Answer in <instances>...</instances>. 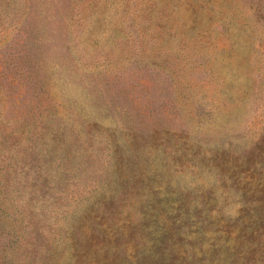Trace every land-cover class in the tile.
Returning <instances> with one entry per match:
<instances>
[{
	"label": "rangeland",
	"instance_id": "rangeland-1",
	"mask_svg": "<svg viewBox=\"0 0 264 264\" xmlns=\"http://www.w3.org/2000/svg\"><path fill=\"white\" fill-rule=\"evenodd\" d=\"M65 1L0 0L51 42L45 89L12 88L3 117L23 158L42 153L29 169L49 177L54 227L100 198L88 261L154 264L159 241L172 264H264V0H67L68 28ZM49 97L57 114L33 125Z\"/></svg>",
	"mask_w": 264,
	"mask_h": 264
},
{
	"label": "trees",
	"instance_id": "trees-1",
	"mask_svg": "<svg viewBox=\"0 0 264 264\" xmlns=\"http://www.w3.org/2000/svg\"><path fill=\"white\" fill-rule=\"evenodd\" d=\"M64 3L66 11L62 15V19L65 27L68 28L72 17L69 11L71 2L66 0ZM0 6L3 4L0 3ZM0 13H2L0 14L1 28L9 27V31L5 35L6 29H2L3 32L0 33V264H59L58 257L62 253L65 262L62 264H106L98 258L93 259L92 262L87 260L89 254H95L96 251V249L92 251L93 236H96L97 233L103 238L105 236L103 234L104 228L100 226L94 228V225L99 222L95 218L96 214L93 213L95 207L93 204L100 198L85 203L83 207L78 209V213L74 217L67 218L62 226L59 224L54 227L59 211L54 206L56 200L48 199L49 202H46L45 196L50 195L43 185L49 182V177L43 176V173L38 172L37 169L31 172L29 169L31 164L40 161L42 153H38L34 149V154L29 155L27 159L23 158L19 154L22 139L15 135L17 133L16 128L19 129V127L11 124L7 118L3 117L7 108L6 104L13 98L12 88L21 87L18 92L19 96H22V87L30 84L34 85L37 91L38 89H45L44 82L39 75L43 59H39L37 49L42 43V45H48L51 42L45 35L29 40L27 35L23 33V19L16 22L19 20L11 16L13 13L6 11V8L3 7H0ZM141 13L145 14L142 17L144 24H146L149 17L146 16L145 11L139 12V14ZM52 15L45 13L39 17L40 29L44 28V23L52 21L54 17ZM5 17L7 23L3 22ZM24 17H26L24 21L26 22L32 15L29 13ZM42 17L45 18L42 19ZM11 21L15 22L11 25ZM53 65L56 68L71 71L69 66L64 63L59 66L54 62ZM9 72H12L13 75L10 76ZM51 99L52 97H49L44 101V104L41 102L39 105H32L30 111L27 110V113L29 112L26 115L27 119L31 120L33 125L38 123L35 122L37 118L40 121L46 116L52 117L57 114L55 106L53 109ZM19 111L20 109H17L16 112ZM263 139L262 137L258 144H261ZM260 152L255 149L251 151L255 155ZM41 179L43 184L40 182ZM261 189L264 188L261 187ZM242 194L245 195V193ZM109 199H114V192L109 195ZM262 215H264V211L259 216ZM256 221V224L251 226L253 230L264 227V218ZM48 222L50 224H47ZM92 227L93 229H91ZM90 229L88 236L87 232ZM241 234H247L249 237L252 235L246 229ZM64 237L66 238L62 240ZM160 240L162 239L160 238ZM164 248L165 246L161 242L156 241L152 251L145 255V259L148 260L149 258L154 264L164 262L172 264V260ZM64 250L68 252H63Z\"/></svg>",
	"mask_w": 264,
	"mask_h": 264
}]
</instances>
